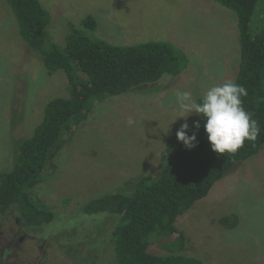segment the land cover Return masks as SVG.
I'll return each mask as SVG.
<instances>
[{
  "label": "rangeland",
  "instance_id": "rangeland-1",
  "mask_svg": "<svg viewBox=\"0 0 264 264\" xmlns=\"http://www.w3.org/2000/svg\"><path fill=\"white\" fill-rule=\"evenodd\" d=\"M41 2L57 44H64L68 23L91 15L97 22L93 37L119 45L164 41L175 47L182 68L158 84L95 101L88 118L73 127L55 166L45 169L34 189L55 213V229L24 227L14 211L0 216V259L10 264H105L113 256L114 219L83 216L82 205L105 192L131 190L139 175L159 173L177 130L200 116L177 118L182 113L176 92L191 91L199 102L210 87L235 81L237 23L234 12L215 0ZM263 9L259 0L256 13ZM27 46L10 5L0 0V171L11 168L19 140L31 135L49 100L70 94L65 72H50ZM233 214L236 225L225 227L221 218ZM176 224L183 242L154 243L153 252L185 253L203 264H264V145L218 180Z\"/></svg>",
  "mask_w": 264,
  "mask_h": 264
},
{
  "label": "trees",
  "instance_id": "trees-1",
  "mask_svg": "<svg viewBox=\"0 0 264 264\" xmlns=\"http://www.w3.org/2000/svg\"><path fill=\"white\" fill-rule=\"evenodd\" d=\"M6 1L27 49L36 53L50 72H65L70 94L49 100L31 135L19 140L11 168L0 171V216L14 211L24 227L48 224L47 229L53 230L55 213L35 196L34 189L45 169L55 166L54 159L72 136L73 127L88 118L95 101L158 84L163 76H177L182 68L175 47L164 41L119 45L93 37L97 22L91 15L79 24L68 23L64 44H57L50 37L51 16L41 0ZM215 1L235 15L240 61L234 82L247 90L242 104L257 121V139L245 140L235 153L218 155L205 134L206 118L200 115L196 121L200 128L194 127L195 122L188 129L189 135L196 134L195 147L186 148L175 135L157 175H139L131 190L118 189L88 199L81 208L83 216L114 219L113 256L105 264H203L200 258L185 253L153 252L151 246L183 242L178 218L205 198L227 172L264 145V9L256 13L259 0ZM231 216L233 219L221 218L225 227L236 225V215ZM0 264L10 263L0 259Z\"/></svg>",
  "mask_w": 264,
  "mask_h": 264
},
{
  "label": "clouds",
  "instance_id": "clouds-1",
  "mask_svg": "<svg viewBox=\"0 0 264 264\" xmlns=\"http://www.w3.org/2000/svg\"><path fill=\"white\" fill-rule=\"evenodd\" d=\"M246 95V88L231 80L210 87L200 102L193 98L191 91L178 90L176 103L182 114L177 118H186L192 113L202 115L206 118L203 127L212 151L218 155L235 153L245 140L254 142L260 131L257 121L243 107L241 98ZM126 123L132 126L135 122L129 119ZM194 127L199 129L200 123L196 122ZM188 129V123H183L176 137L191 149L196 146V134L189 135Z\"/></svg>",
  "mask_w": 264,
  "mask_h": 264
}]
</instances>
